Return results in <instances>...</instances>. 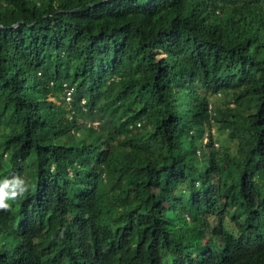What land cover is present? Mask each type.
<instances>
[{"label":"trees","instance_id":"1","mask_svg":"<svg viewBox=\"0 0 264 264\" xmlns=\"http://www.w3.org/2000/svg\"><path fill=\"white\" fill-rule=\"evenodd\" d=\"M14 178L0 264H264V0H0Z\"/></svg>","mask_w":264,"mask_h":264},{"label":"clouds","instance_id":"2","mask_svg":"<svg viewBox=\"0 0 264 264\" xmlns=\"http://www.w3.org/2000/svg\"><path fill=\"white\" fill-rule=\"evenodd\" d=\"M27 186L25 181L20 178H14L13 180H4L0 182V210L8 211L11 205L6 201L16 200L18 197L24 195L27 192Z\"/></svg>","mask_w":264,"mask_h":264},{"label":"rangeland","instance_id":"3","mask_svg":"<svg viewBox=\"0 0 264 264\" xmlns=\"http://www.w3.org/2000/svg\"><path fill=\"white\" fill-rule=\"evenodd\" d=\"M215 99H217V100H215ZM49 100L55 102V99L54 98H50ZM213 100L216 101L218 104H224L225 103V100H228V99L227 98H224L223 95H219L216 98H214ZM92 124L93 125L100 124V121L94 122ZM106 126H107L106 124H102L101 131L106 132ZM217 127H218V125L216 124L215 127H214V130H215L214 133L217 135L218 140L215 142V146L218 149H219V146L220 145H224L226 148L233 147L232 142H230L228 139L224 138V134H222L221 132H216Z\"/></svg>","mask_w":264,"mask_h":264}]
</instances>
